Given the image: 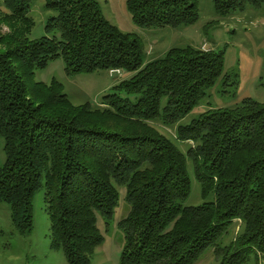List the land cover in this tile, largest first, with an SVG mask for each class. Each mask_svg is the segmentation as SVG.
Wrapping results in <instances>:
<instances>
[{
	"label": "trees",
	"instance_id": "16d2710c",
	"mask_svg": "<svg viewBox=\"0 0 264 264\" xmlns=\"http://www.w3.org/2000/svg\"><path fill=\"white\" fill-rule=\"evenodd\" d=\"M33 0H0V203L19 235L31 232L32 200L44 190L51 248L69 264H89L103 236L97 218L113 220L120 193L128 204L118 222L124 233L121 264H194L214 248L219 264H248L264 254V103L244 99L231 109H210L176 139L152 122L182 120L223 74L222 53L186 46L144 63L139 39L121 33L94 0H44L56 13L45 37L29 41ZM226 16L264 0H212ZM140 28H176L198 20L197 0H127ZM57 58L67 75L121 69L130 75L100 105L74 106L56 80L33 83L36 70ZM190 160L200 196L190 195ZM210 199V201H208ZM239 221L236 238L218 240Z\"/></svg>",
	"mask_w": 264,
	"mask_h": 264
},
{
	"label": "rangeland",
	"instance_id": "374dc122",
	"mask_svg": "<svg viewBox=\"0 0 264 264\" xmlns=\"http://www.w3.org/2000/svg\"><path fill=\"white\" fill-rule=\"evenodd\" d=\"M98 3L103 17L121 33L131 34L139 39L143 50L144 63L160 58L171 48L191 46L196 49L222 53L223 74L206 97L201 100L178 123L166 126L161 122L150 123L159 133L170 139L179 151L187 153L190 142L176 139L178 125L186 126L210 109H231L241 104L244 99L264 103V4L258 8L245 7L226 16L215 13L212 0H197L198 20L191 25L176 28H140L137 27L127 10V0H94ZM4 12L0 4V12ZM28 16L33 26L27 34L29 41H36L46 36L45 23L56 17V13L45 8L44 0H33ZM7 31L2 27L0 34ZM61 58L50 61L43 69L36 70L33 83L49 84L59 82L62 94L67 95L74 106L86 103L100 105L105 95L113 93L112 87L127 79L130 75L110 77L105 70L93 73L67 75ZM4 141L0 138V167L5 162ZM187 173L190 178V195L182 207H196L206 202L200 196L190 160L187 161ZM119 201L113 220L106 225L97 218V227L103 236L90 258L89 264H121L124 245V233L118 222L129 211L124 200V190L119 188ZM44 190L39 191L32 200L33 224L31 232L19 235L10 220V209L0 203V264H69L61 249L51 248L50 218L47 204L44 203ZM210 201V199H208ZM239 221L233 222L225 235L218 240L219 247H226L239 232ZM220 257L209 248L204 251L194 264H219ZM248 264H264V254L251 257Z\"/></svg>",
	"mask_w": 264,
	"mask_h": 264
},
{
	"label": "built area",
	"instance_id": "2783aa9c",
	"mask_svg": "<svg viewBox=\"0 0 264 264\" xmlns=\"http://www.w3.org/2000/svg\"><path fill=\"white\" fill-rule=\"evenodd\" d=\"M201 51L207 52V49L202 48ZM107 72H108V75L110 77H115V76L121 77V76H123V73H124L121 69H118V68H116V69H109Z\"/></svg>",
	"mask_w": 264,
	"mask_h": 264
}]
</instances>
